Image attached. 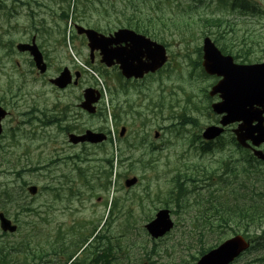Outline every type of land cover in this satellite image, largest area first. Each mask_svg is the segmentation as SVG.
<instances>
[{"label":"rangeland","instance_id":"1","mask_svg":"<svg viewBox=\"0 0 264 264\" xmlns=\"http://www.w3.org/2000/svg\"><path fill=\"white\" fill-rule=\"evenodd\" d=\"M254 1L264 7V0ZM24 2L29 4L18 6V14L10 19V23L6 22V41L5 37L2 41H21L35 34L48 63V71L43 77H35V69H31L26 56L15 51L6 53L0 46V99L7 102L10 111L5 120L6 135L0 139V188L8 185L14 195L23 196L33 205L37 215L25 209L21 211L14 201L0 197V211L17 224L14 233L3 235L0 230V242H15L26 223L38 222L40 236L34 247L35 264H64L60 261L66 262L68 254L82 248L84 244L80 243L85 238L91 240L86 250H93L95 244L106 245L103 237L98 239L101 234L114 244V251L116 244L129 246L132 254L140 259L136 264L145 261L148 264H189L191 255H197L200 244L202 247L217 245L219 242L213 232H198L200 222L195 221V216L204 210L209 191L215 188L208 185L211 170L216 168L219 160L240 159L243 152L237 144H228L223 150L215 149L221 142L229 143L234 124L226 127L228 133L215 141L211 150L201 149L205 144L201 137L203 129L219 125V117L208 107L218 101L217 96H208L217 77L206 75L201 66L202 38L209 35L214 40L209 31H216V26L209 27L194 19L196 33L187 41H180L165 28L166 65L140 80H126L116 66L106 68L101 64L97 53L90 62L86 40L76 34L73 27V23L84 25L83 17L75 14L74 8H70L69 18L65 21L60 18L64 2ZM197 5L195 18L222 14L216 0H201ZM102 10L99 6V12H92L90 19L98 20L102 25L116 21L117 12L104 16ZM229 20L230 26L222 23L218 27L222 42L232 43L235 50L252 46L253 50L248 54L251 63L263 62L264 17L240 15ZM240 53L244 55L245 50ZM235 61L241 62L240 59ZM64 66L83 73L78 86L64 90L52 88L48 78L58 74ZM86 87L97 88L103 94L98 105L100 114H82L80 118L65 121L64 108L69 106L77 112L76 98ZM66 124H72L74 131L104 130L108 139L100 145L71 146L63 129ZM122 126L125 130L119 136ZM154 131L159 132L156 138ZM134 136L140 137V143L147 150L150 146L152 151L147 152L144 147L138 149L136 142L129 147ZM111 155L113 167L109 174L110 167L104 159ZM257 166L264 168L263 163L258 162ZM202 167L209 172L202 173ZM178 172L192 181L187 184L188 202L183 201L190 207L184 210L171 204L174 227L164 237L153 240L144 224L153 218L156 210L166 207L167 192L172 184L170 179ZM129 175L139 179L130 189L123 185ZM29 184L38 187L35 195L27 192ZM259 187V184L254 185V188ZM115 199L123 200L124 205L121 213L109 215ZM126 209L131 212L132 220L127 229L120 224ZM92 235L94 239L90 238ZM40 246L43 250H39ZM106 247L101 246V251ZM118 259L124 264L125 259L119 254ZM246 259L245 255L241 256L234 264H242Z\"/></svg>","mask_w":264,"mask_h":264},{"label":"trees","instance_id":"2","mask_svg":"<svg viewBox=\"0 0 264 264\" xmlns=\"http://www.w3.org/2000/svg\"><path fill=\"white\" fill-rule=\"evenodd\" d=\"M59 1L64 2V7H61L60 18L65 21L69 18V10L72 7L71 9H75V14L78 13L80 17H83L81 21H83L82 23L86 26L93 27L102 32H111L119 27H128L163 44L166 42L163 34L165 28L171 34L178 37L180 41H187L195 35L196 30L193 29V24L195 23L194 19H198L200 22H205L209 27L216 26V31L209 32L213 34L214 41L221 52L230 54L235 59H240L242 63L251 62V58L248 54L253 50L252 46H244L241 49L235 50L232 43L228 44L222 42L224 40L218 27L222 23L230 26L229 19L231 17L234 19L240 15L264 17V7L254 0H216L217 9L221 10L222 14L220 16H203L202 18H195L198 15L197 3L201 0ZM99 6L103 9L104 16H109L117 12L118 16L115 18L116 21H112L111 23L106 22L104 25L98 20L92 21L89 16L92 12L97 14L99 12ZM188 33L189 35L187 36ZM184 43L188 44V42ZM242 50H245L244 55L240 53ZM197 52L199 54L198 48ZM197 65H199V61H197ZM63 129L65 128L63 127ZM134 138H136V136ZM229 140V143L222 142L220 146H216L215 149L223 150L224 146L227 147L228 144H236L232 135ZM140 147H144L142 143H140L138 149H140ZM144 148L147 152L152 151V148L148 150L147 147ZM201 149L207 151V146H203ZM239 149L243 152V156L241 157L243 160L221 159L217 162L218 165L216 168L211 170L210 175L207 177L211 180L208 185H212V187L215 186V188L209 191L206 207H204V210H200L199 214L195 216V221L200 222L197 224V229H199L198 232L200 234L203 232H213L219 243L232 235L242 234L250 241V246L246 252L241 255H245L248 259L242 264H264V168L257 166L258 162H262L256 160L247 150L241 147H239ZM104 160L110 167V174L113 165V155ZM119 162L122 163L121 160H119ZM129 167L131 169V165H129ZM201 172L208 173L209 171L202 167ZM170 180L172 184L167 192L168 197L166 198L165 206L170 208L172 204L176 208L184 210L189 208L190 205L183 203V201L188 202L189 192L187 184L191 180L187 177L183 178L179 172L174 174ZM256 184H259L260 187L254 188ZM194 188L197 189L196 187ZM11 190L12 188L8 185L0 188V197H5L4 199L8 201H14V204L19 207L21 211L25 209L26 212H35L34 215H37L36 210L30 202H26L25 198L19 194L14 195ZM246 192L248 194H246ZM122 201L123 200L120 199L112 201L109 215L121 213L120 210L122 205H124ZM200 207H202V205H200ZM129 210L126 209L125 211L127 212L125 214L123 213L121 216L123 218L120 217V224H123L122 227L125 229L130 227L132 221L130 219L131 212ZM170 210L172 212L173 208H170ZM39 231L40 226L38 222H28L26 223V228L18 233V239L15 242H0V264H35L36 251L34 247L39 242ZM2 233L5 235L8 232ZM100 237H103L107 244H95V246H107L108 248H103L102 251L110 255L112 247L114 248V244L109 243V238L105 236V234H101L98 239ZM94 238L95 236L92 237V239ZM88 240L85 238L80 244H86ZM89 243H91V241H88L86 245ZM69 245H73V243L69 242ZM201 245L202 244H200V248L197 252L198 256L216 246L209 245L207 247H202ZM127 247L129 246H123L121 244L115 245V253L117 254V262H115V264H122L121 260L118 259V254L125 259L124 264H136V262L140 260L136 258ZM39 250H43V247L40 246ZM72 255V253L68 254L67 260H70ZM197 255H191L189 264H194L198 259ZM238 259H236L233 264Z\"/></svg>","mask_w":264,"mask_h":264},{"label":"water","instance_id":"3","mask_svg":"<svg viewBox=\"0 0 264 264\" xmlns=\"http://www.w3.org/2000/svg\"><path fill=\"white\" fill-rule=\"evenodd\" d=\"M75 29L78 34L85 35L91 59L94 51L99 50L100 61L108 67L117 64L121 74L127 79H138L147 73H153L167 60L166 49L162 44L132 29L118 28L108 35L77 24ZM17 48L31 54L36 68L41 73L46 70L42 54L34 42L20 43ZM201 50V65L204 72L219 77L208 94L218 95L219 100L213 102L211 107L216 114L221 115L219 125L207 126L202 136L205 139H214L223 132L226 125L238 122L233 133L241 146L252 147L264 144V61L250 64L235 63L233 57L222 54L208 36L203 38ZM78 78L79 72H76L75 84ZM49 81L58 88H64L72 82L70 71L65 67L58 76ZM83 97L81 107L90 113L94 112V103L99 99L98 91L87 87ZM5 114L6 111L0 107V120ZM123 131L124 129L121 130V134ZM68 138L72 143L85 141L99 143L106 139V135L87 129L80 135L71 133ZM253 154L264 161V153L261 150L253 148ZM136 182L137 178L133 176L127 178L124 184L129 187ZM28 191L30 194H35L37 187L31 185ZM173 226L169 209L160 208L144 228L151 238L157 239L168 233ZM16 228L17 226L0 212V229L14 232ZM249 244L250 242L241 234L233 235L201 255L195 264H230L249 247Z\"/></svg>","mask_w":264,"mask_h":264},{"label":"flooded vegetation","instance_id":"4","mask_svg":"<svg viewBox=\"0 0 264 264\" xmlns=\"http://www.w3.org/2000/svg\"><path fill=\"white\" fill-rule=\"evenodd\" d=\"M35 3H37V2L35 1ZM26 4H29V3L26 2ZM26 4H24V0H0V11H1V13H0V46L3 47L6 50V53L12 54L15 51L17 54H21V55L26 56L28 58V61H29L30 65H31V69L34 70L35 67L33 65V62H32V59L30 57L29 52L28 51L19 52L17 50V44H19V43L30 44V43L34 42L40 48V50L42 51L41 47L38 44V41H37L36 37L33 36L35 34H33L30 38H27L25 40H21V41L14 40L13 42H10V43L4 42V41H6V35H7L6 22L10 23V19H12L15 15L18 14L17 13L18 12V6L22 7V6H26ZM30 13L33 16L32 11ZM14 27L18 28V24L14 23ZM81 36L84 37V35H81ZM4 37H5V40L2 41V38H4ZM84 39H85V37H84ZM5 54H4V56H6ZM42 54H43V57H44V60H45V56H44L43 51H42ZM94 56H95V54H94ZM17 64H18V62H17ZM47 68H48V63H47ZM71 69H70V71L72 73H75L76 70H71ZM47 71H48V69H47ZM35 72H36V74L34 75L35 77H41L42 75L45 74V73L44 74H38L36 69H35ZM59 72H60V70L58 71V73ZM78 83H79V81L76 84L75 83H70V85H68L67 87H69V86H78ZM52 88H55V87L52 86ZM83 90L81 92V95L76 98V99H78V102L75 104V106L78 108L77 112H73L70 109L69 106L67 108H64L63 112H64V114L66 116L65 121H67V120L72 121V120H75L77 118H80L82 116V114H86V115L89 114L84 109L81 108V102H82V99H83ZM98 105H99V102L96 105V112L92 113V114H89V115H96V114L98 115V114H100V111L98 112ZM210 105H211V103H210ZM210 105H208V107L211 108ZM0 106H2L7 112L5 117H3L1 119L2 131L0 133V139H3L4 136L6 135L5 120L8 118V116L10 114V111H9V106H8L7 102L4 101L3 99H0ZM63 127L66 129V136H68L67 134L70 133V132H74V133L80 134V133H82V132H84L86 130V129H83V130H79V131H74L73 130L74 128H73L72 124H66ZM226 130H228V128H226L225 131ZM97 131H103V132H105L107 134V132L104 131V130H97ZM227 133L228 132H225L224 134H227ZM203 141H204L205 144H203L202 147L203 146H207V151H208V150L212 149V146L214 145L216 140H205V139H203ZM217 141H219V138L217 139ZM68 144H70L71 146H77V145H85L86 143L71 144V143L68 142ZM259 148L264 151V146L263 145H260ZM247 149H248V151L250 153H252V149L251 148H247ZM240 159L243 160L242 158H240ZM100 247L101 246H97V247L95 246V247H93V250L78 249V250H76V252L72 256L71 261L70 262L69 261L66 262V264H102V263L114 264L115 262H117V254L115 253L114 250H111V253H113V251H114L113 255H108L107 252L101 251ZM81 253H82V255L80 257H78ZM58 261H60V260H58ZM60 262L61 263H63V262L65 263V261H63V260L60 261ZM143 264H148V262L145 261V262H143Z\"/></svg>","mask_w":264,"mask_h":264}]
</instances>
